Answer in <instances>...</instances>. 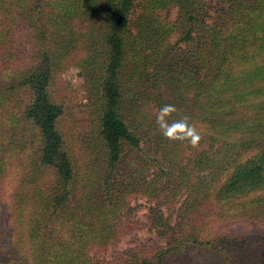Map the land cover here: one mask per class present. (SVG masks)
Returning a JSON list of instances; mask_svg holds the SVG:
<instances>
[{"label":"trees","instance_id":"16d2710c","mask_svg":"<svg viewBox=\"0 0 264 264\" xmlns=\"http://www.w3.org/2000/svg\"><path fill=\"white\" fill-rule=\"evenodd\" d=\"M135 1L0 0V56L9 50L8 35L21 30L31 34L29 50L10 56L15 64L22 61L23 65L6 77L0 71V99L8 86L27 94L22 116L40 137L41 166L55 173L54 181L46 184L44 198L46 214L55 219L32 220L27 230L29 258L12 264L27 260L28 264H193L196 260L201 264H245L244 258L261 264L255 254H240L244 243L237 235L225 233L220 224L227 212L234 219L245 214L248 221L264 222V0H227L224 17L213 25L205 22L207 13L194 0H166L167 6L178 7L173 24L152 12L158 4H146L132 20ZM17 16L25 20L18 24ZM175 30L179 33L176 46L170 42ZM193 31L205 37L201 45L193 43ZM76 32L83 37L81 48L86 49L79 73L98 105V137L106 165L97 177L80 182L58 129L63 107L50 91L59 65L76 48L74 42L65 47L60 44L70 41ZM0 64H4L1 58ZM135 92L142 103L134 100ZM127 102L138 103L136 114L141 104L157 110L164 104L175 105L177 112L168 121L187 116L202 138L198 145L207 140L206 148L190 156L179 175L163 187L157 184L160 174L146 180L147 158L133 157L120 166L124 149H139L140 137L147 136L152 142L148 155L153 149L156 154L161 150L158 158L173 168L182 146L191 145L187 140L165 139L155 118L148 120L141 135L135 134L125 120L124 113L131 114L125 108ZM7 140L0 144L1 159L14 151ZM140 161L144 165L139 166ZM2 162L7 163V158ZM128 168V175L117 171ZM134 195L155 200L147 218L157 239L166 242V249L156 239L113 261L90 256L89 246H105L122 228L121 215L129 218L134 213L130 206ZM179 197L184 199L177 208V222L171 225L169 219L174 217ZM37 198L42 200L43 195L35 186L34 197L19 196L15 208L37 205ZM162 205H166L168 217ZM51 221L54 230L47 232ZM138 223L124 221L131 229L142 226ZM64 224L81 234L62 238ZM45 230L46 238H42ZM85 235L92 241L86 243Z\"/></svg>","mask_w":264,"mask_h":264},{"label":"rangeland","instance_id":"374dc122","mask_svg":"<svg viewBox=\"0 0 264 264\" xmlns=\"http://www.w3.org/2000/svg\"><path fill=\"white\" fill-rule=\"evenodd\" d=\"M194 1H197L198 4H202L204 7L207 13L204 19L208 25H213L218 18H223L224 11L229 4L227 0ZM146 4H158L154 7L152 12L160 19L166 20L172 24L177 21L178 7L167 6L168 1L166 0H136V6L131 16L132 20H135L140 15V12ZM17 19L18 22L16 23L18 24L22 23L21 20H25L23 16L20 18L17 16ZM177 32L178 31L175 30L170 36L172 45H175L178 40L179 33ZM15 33L7 36L9 50L6 55L0 56L1 62H4V64H0V71L3 72V77H6L8 74L12 75L16 72V69L23 65L22 61H17L15 64L14 61L11 60L12 58H10L11 54H16L21 51L26 53L29 50L28 44L31 38L29 31L21 30ZM78 33L81 34L80 31H78ZM133 33H135L134 30ZM192 34L194 35L195 40H193V43H195V46L201 45L205 40V37H202L200 33L193 31ZM46 36L50 37V35ZM70 42H74L76 48L71 50L68 58H64V61L59 65L61 68L54 75L50 91L54 101L63 107V114L58 120V129L63 137L65 148L72 160L75 177L77 181L80 182L97 177L103 172L106 167L105 149L101 139L98 137L100 118L99 110H97L98 105L96 106L94 97L91 99V95L88 93L87 86L78 68L79 61L83 58L82 55L84 51H86L84 47L81 48L83 37L81 38L76 32V35H74V37L72 36L70 41L65 40L64 43L60 45L65 47V45H68ZM181 45L186 49L185 44H180V46ZM176 52L177 47L173 50V53ZM139 97L140 96H138L136 92L133 94L134 100L142 103L141 100L137 101ZM27 101L28 96L24 91H21V89H10V86L2 92V97L0 99V106L6 104L5 107H0V144L2 140L8 138L7 143H11L14 148V151L10 152L6 157L7 163L2 162L3 160L6 161V158H0V264H2V262L4 264H12V261L21 262L23 257H25V259L29 258L30 242L27 237V230H30L33 219L45 220L46 216L47 218L50 216V220L55 219L50 213L46 214V207H44L46 204L44 198L47 194L46 184L54 181L55 173L52 169L41 166L39 162V152L41 148L40 137L31 123L22 116ZM137 104L132 105L128 103L125 108L130 110L131 114L124 113V116L130 129L135 134L141 135L140 130H147L146 128L149 125L148 120L154 119L158 110L155 106L141 104L143 107L140 109L139 113L136 114ZM141 105L137 107H141ZM139 127L141 128L139 129ZM4 132H6L5 136L2 135ZM7 143L4 142L3 147H5ZM151 143L152 142H150L147 136H141L139 149H131L130 151L124 149L122 156H125L120 166H124V162L127 163L129 159L132 161L133 157H138L140 159L147 158V161L150 163V168L144 173L146 180H151L156 174H160L161 177L157 184L163 187L165 184L172 181L170 180L171 178L175 179L174 177L179 175L180 168L188 162L190 156L195 155V152L203 147L206 148L207 140L204 141L201 146H182L181 156L178 157V161L174 164L173 168L170 167L168 163L160 161L158 157L160 153H162L161 150L156 154V152H154L155 149H153L151 155H148L151 150ZM217 145L219 144H216L214 148H217ZM139 163V166L144 165L142 161ZM137 168L134 170L135 173ZM117 171L119 174L124 173L128 175L131 173L130 168L124 171ZM115 175L118 177L116 172ZM35 186L41 191L43 195L42 200L37 198V205L33 203V205L25 208H15L16 204H18L19 196H26L27 199H30L31 196L34 197ZM79 191V186H77L75 194L78 195ZM183 199V197L181 199L179 197V200L175 203V210L173 211L174 217L169 219L171 225L177 222V218H175L177 213H179L177 208L180 207ZM26 202L29 203V200H26ZM154 203L155 200L148 196L134 195L130 200V206L134 208V213H130L129 218L127 214L121 215L120 225L123 224L122 228L120 227L119 233L110 241H107L105 246H89L88 252L90 256L113 261L126 256L135 250L137 246L151 245L149 241L156 240L157 235L155 229L151 228L147 215ZM34 212L38 213L39 216H36ZM162 212L165 217H168L169 214L166 205H162ZM229 213L230 212H227L222 218L223 221L220 225L224 227L223 231H225V233L231 232L237 235L240 242L244 243L240 254L245 256H249V253L255 254L253 256H258L263 262L261 264H264V222L250 219V222H254L251 224L246 220L247 216L245 214H243V217H239V219H234L230 217ZM255 216L259 219L262 218L260 215ZM66 217L67 215L63 213V218ZM126 220L139 222L138 224L142 226L131 229L124 225V221ZM48 223L47 232H49L50 229L53 231L54 222L51 221ZM68 223L73 229L75 228L73 221H69ZM253 224H255L256 227ZM70 225L64 224V227H62V229H64L60 233L62 238H73L75 234L77 236L81 234L72 231ZM41 237L46 238V230ZM242 237L246 238L245 241ZM92 239L87 235L84 236L86 243L92 241ZM63 240L64 239H62V241ZM33 243L34 241H32L31 246ZM37 243L40 244L39 241ZM157 244L161 246L163 250L167 247L166 242L160 239H157ZM3 258L5 259L3 260ZM242 261L245 264H251L253 263V258H244ZM28 263L29 261L27 260L24 261L23 264ZM193 264H201V262L196 260V263Z\"/></svg>","mask_w":264,"mask_h":264},{"label":"clouds","instance_id":"9594fccd","mask_svg":"<svg viewBox=\"0 0 264 264\" xmlns=\"http://www.w3.org/2000/svg\"><path fill=\"white\" fill-rule=\"evenodd\" d=\"M175 112H177V108L172 104H164L158 109L155 123L161 135L170 141L187 140L192 147H196L201 136L196 128L189 123V118L187 116L172 122L168 121V117Z\"/></svg>","mask_w":264,"mask_h":264}]
</instances>
